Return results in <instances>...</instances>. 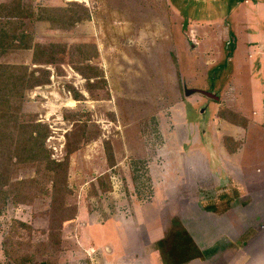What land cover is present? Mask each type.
<instances>
[{
    "label": "rangeland",
    "instance_id": "1",
    "mask_svg": "<svg viewBox=\"0 0 264 264\" xmlns=\"http://www.w3.org/2000/svg\"><path fill=\"white\" fill-rule=\"evenodd\" d=\"M16 3L25 13L10 8L9 17L4 7L0 28H19L15 43L28 46L1 48L0 63L35 71L38 85L23 92L14 124L48 132L46 151L67 162V183L53 201L45 164L11 169L18 190L14 199L8 187L0 210V264H104L89 248L111 246L117 257L119 231L151 253L174 221L252 229L243 244L264 259V29L251 27L246 44L230 24L247 7L264 24V0H0V8ZM38 43L66 50L56 64H37ZM59 205L74 218L58 231L50 225ZM152 225L159 233L149 238Z\"/></svg>",
    "mask_w": 264,
    "mask_h": 264
},
{
    "label": "trees",
    "instance_id": "2",
    "mask_svg": "<svg viewBox=\"0 0 264 264\" xmlns=\"http://www.w3.org/2000/svg\"><path fill=\"white\" fill-rule=\"evenodd\" d=\"M19 4L20 3L15 4L16 6L18 5L17 8H12L10 5H2L0 11L5 7L3 10L6 9V11H8L6 14L9 17L14 14L13 11L9 10L10 8L12 10L16 9L18 14L25 13V9L20 7ZM18 29L19 28H15L11 31L10 29H6V26L0 28V51L1 48H5V46L17 48H25L28 46L25 45L26 43L24 45L15 43ZM65 50L66 48L63 44L38 43L35 45L33 51V55L35 56L34 62L37 64H56L58 59L56 54L58 52L64 53ZM37 80L35 71H28L26 66L18 67L13 64L0 63V210L6 205L9 196L8 187H14V199L17 197V195L15 196L18 190L17 186H13L10 177L12 173L11 169L14 168L15 165L17 166L20 164V162L46 165L48 172L53 176V201H56L63 191V183H67V162L51 159V156L46 151L45 141L48 132L46 133L44 129L39 130L37 128L39 123L36 121L32 123L14 124L16 121V112L20 110L23 92H25L27 88H33L38 85ZM14 100H18V104H16ZM218 114L220 113L218 112ZM220 115L222 116V114ZM35 181L36 180L32 179L31 183ZM24 183L25 181L21 180L17 182V185L24 186ZM20 190L19 188V192ZM29 192L26 193L21 200L25 198L32 199L33 195ZM17 200H19V198ZM67 211L68 208L63 205L55 207L54 213L58 212V214L56 213L57 215L53 217L54 224L52 226L50 225L52 230L57 227L59 231L65 220L74 218L73 216H66L65 214ZM55 222H57L56 225ZM18 223L27 226L22 221H18ZM177 225L178 222H172L165 238L157 243L160 255L165 264H179L200 255L194 241L186 229L180 225L176 227ZM58 231L57 233H59ZM53 234L55 236V233ZM55 241L59 242L58 239ZM28 258L30 260V257ZM23 260V263L26 264L27 259L25 258Z\"/></svg>",
    "mask_w": 264,
    "mask_h": 264
},
{
    "label": "crops",
    "instance_id": "3",
    "mask_svg": "<svg viewBox=\"0 0 264 264\" xmlns=\"http://www.w3.org/2000/svg\"><path fill=\"white\" fill-rule=\"evenodd\" d=\"M214 11H216V13L223 12L221 16H226L224 12L225 9L223 8H215ZM249 12H250V7H247L244 10L245 17L242 18V20H240L239 22L237 21L238 23L237 22L230 23L232 25L231 26L233 29L232 31L234 32V34H236V38L238 39L244 38L246 44L251 43L254 37H256L254 33L257 32L254 33L249 32L251 27L257 26V28L264 29L263 27L264 24H260L258 26V23L254 20L253 14H249ZM234 13L235 12H233V16ZM191 23H195V22H191ZM218 24L220 25V23ZM261 31L263 32V30ZM227 34H229L228 31ZM239 43H241V41H239ZM260 43L262 44V41H260ZM248 51L251 52L250 49H248ZM242 52H244L242 47L240 49H236L232 59L235 58L237 62L240 60V58L243 55H244L243 58H245V53L242 54ZM74 221H71V223L69 224L76 225V221L75 222ZM202 223L200 224L201 229H197V228L195 229V227L192 228L190 226H184V228L186 229V231L194 241L200 255L188 261L181 262L179 264H264V259H258V256H256L257 258H251V253L248 252L249 250L246 249V247H249V244L246 246L243 244L244 240L252 235L253 232L252 229L244 230L243 228H241L238 231H236L235 229L231 230L232 224L228 223V229L231 231H227L226 230L227 228L222 226L221 231L219 232L220 228L212 227L210 225V222L203 221ZM88 225H89L88 223L84 224L83 227L87 228ZM233 225L235 226V223ZM65 226H64V230H66ZM152 226L153 227L148 229L149 231H147L149 238L150 237L154 238L156 235L158 236L159 233V228L155 227L154 225ZM73 230L75 232H78V229L76 227L73 228ZM168 230H169L168 228L164 229L161 235L154 239L152 244L153 246L151 248L152 250L151 253L146 252V249L144 248L143 238L139 240L136 234L133 233V235H130V241H129V234L128 233L125 234L121 231L118 232L122 238L121 239L122 243L119 245V249L117 251V255H118L117 257L110 256L114 253V248L111 246L105 247L98 243L96 244V248H93L94 246H92L89 248L90 250L88 248L87 249L89 250L90 253L92 252L91 255L93 256H95L94 252L96 253L99 252V254H101L102 256L101 259L103 258L104 264H165L160 255V250L158 249L157 243L163 238H165ZM88 238L89 237H87L85 240H87ZM136 238L141 243L138 242V245L136 244L132 245V243L130 242L134 241L135 243ZM81 240H82L81 244L85 246L86 241L84 240V237H82ZM87 241H89V239ZM262 250L263 249H259L258 250L259 253ZM69 263L72 264V262Z\"/></svg>",
    "mask_w": 264,
    "mask_h": 264
},
{
    "label": "water",
    "instance_id": "4",
    "mask_svg": "<svg viewBox=\"0 0 264 264\" xmlns=\"http://www.w3.org/2000/svg\"><path fill=\"white\" fill-rule=\"evenodd\" d=\"M189 92H200V93H202V94H204L206 96L212 97V98H214L216 100L219 98L218 95H216V93H213V92H210V91L198 90V89H196V90L190 89Z\"/></svg>",
    "mask_w": 264,
    "mask_h": 264
}]
</instances>
